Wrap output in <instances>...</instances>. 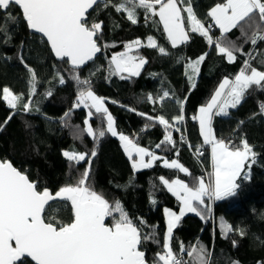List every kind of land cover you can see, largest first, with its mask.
<instances>
[{"label":"trees","instance_id":"1","mask_svg":"<svg viewBox=\"0 0 264 264\" xmlns=\"http://www.w3.org/2000/svg\"><path fill=\"white\" fill-rule=\"evenodd\" d=\"M120 2L121 0H106L89 12V25L101 22L102 32L98 43L103 50L88 65L81 67L77 74L82 80L90 79L93 92L105 98V106L113 116L118 132L166 159H177L189 170L190 175H187L165 168L162 161H157L152 168L134 172L117 137L106 134L99 141L97 156L91 164L92 187L110 203L120 201L129 218L141 228L142 233H155L156 242L149 239L140 246V250L146 253L148 264H152L156 253L162 251L166 233L163 210L165 207L178 208L177 200L161 184L159 178H179L191 184L193 178L201 176L202 167L211 171L209 146L201 143L198 122L192 117L200 106L209 102L221 80L235 77L244 60L248 59V53L253 57L252 66L264 71V41L252 45L241 35L239 28L233 29L227 37L242 47L244 54L236 53L237 58L232 63L198 33L189 32L188 41L174 48L167 39L162 24L158 23L159 17H146L143 9H137V22L133 24L127 19L126 13L116 11L114 5ZM190 2L197 17L206 25L207 22L212 23L208 16L209 10L223 0ZM10 11L16 17L15 21L0 12V28L3 29L0 31V90L8 87L14 94H22L23 102H28L29 68L35 73L37 84L30 112L17 110L12 114L13 110L0 99V125H3L0 129V160L10 161L19 171L28 175L31 181L37 183L39 190L47 188L54 193L66 184L75 183L87 167L86 162H73L70 166V162L62 155L63 151L90 154L96 146L93 138L82 132L88 109H72L78 86L66 59L55 58L48 43L39 35L29 32L15 5ZM210 35L214 39L219 37V29L213 27ZM149 36L166 49L167 55L146 46L133 49L132 55L142 56L147 60L140 75L127 79L110 75L111 56L123 52L127 42L134 39L144 42ZM205 53L206 59L199 66L200 71L194 77L193 87L185 75V65L189 60L194 61ZM60 76L65 83H59ZM254 89L249 90L241 103L230 109L227 116H215L213 119L214 134L218 139L231 141L236 146H240L241 140H246L257 153L249 179L240 181L242 186L235 197L213 202L212 216L208 222L195 213L182 217L173 232L175 252H179L181 243L186 248L203 245L209 253L208 264H264V112L261 111L264 90L255 86ZM49 90L52 92L51 96L45 95ZM164 91H169L174 98L166 99L163 103L148 101L150 95L158 98ZM176 99L184 101L185 119L177 125L180 131L171 132L175 146L168 145L166 151L157 149L156 145L164 139L165 129L147 117L163 115L171 122L179 114ZM130 108L135 111H129ZM70 109L72 111L67 118L68 126H65L62 118ZM10 114L12 118L5 125L4 121ZM90 123L94 128L106 127V123L98 115H94ZM78 131L82 139L76 138ZM187 143L191 144V148ZM201 145L202 157L193 153ZM152 199L156 201L155 204L151 202ZM57 208L58 211L55 210ZM47 215L66 223L71 222L70 202L67 205L57 202ZM141 220L145 222L143 225L140 224ZM221 220L233 229L227 237L221 233ZM108 223L111 224L110 218ZM237 230H242L244 235L241 236ZM233 241L236 242L235 246Z\"/></svg>","mask_w":264,"mask_h":264},{"label":"snow or ice","instance_id":"2","mask_svg":"<svg viewBox=\"0 0 264 264\" xmlns=\"http://www.w3.org/2000/svg\"><path fill=\"white\" fill-rule=\"evenodd\" d=\"M13 5L21 11L27 27L46 38L55 57L60 60L66 58L71 66L73 79L78 86L72 109H88L82 132L93 138L96 146L90 154L63 151L62 155L70 162V166L73 162H86L87 167L75 183L60 187L55 194L47 188L39 190L38 184L31 181L28 175L19 171L8 160H0V264H148L146 253L140 250V246L149 239L156 242L155 233H142L141 228L129 218L120 201L110 203L92 187L91 164L97 156L99 141L106 134L117 137L134 172L152 168L157 161H162L165 168L187 175H190L189 170L177 159L169 160L158 156L154 151L139 146L129 136L118 132L114 118L105 106V98L93 92L90 79L82 80L77 74L82 66L94 60L96 54L103 50L98 43L102 32L101 24H88L89 10L97 5V0H0V12L15 21L16 17L10 11ZM114 7L117 12L126 13L127 19L133 24L137 22V9H143L146 17L158 16V23L163 25L164 33L174 48L188 41L189 32L198 33L230 63L235 62L236 53L244 54L243 48L227 37L233 29L239 28L241 35L252 45L264 41V0H223L209 10L208 16L212 23L207 27L193 11L190 0H121ZM213 26L220 31V36L215 39L210 35ZM145 46L167 55L166 49L159 46L153 37L147 38L146 45L136 39L124 45L125 51L111 56L110 75L120 76L121 79L139 76L147 60L130 53L133 49ZM247 55L248 59L244 60L235 77L224 78L209 102L201 106L192 117L199 124L203 145L211 148L212 171L206 174L207 182L203 177L193 178L191 184L179 178H159L161 184L178 201L179 213L164 208L167 231L163 237L162 251L156 253L152 264H208L209 253L203 245L186 248L181 243L179 252L174 251V229L186 213H195L201 219H207L213 211L212 201L235 197L242 186L240 181L249 179L250 169L257 158L252 146L246 140H241L240 146H236L231 141L218 139L213 129L214 117L227 116L229 109L236 108L249 90H255L254 86L264 90V71L253 67L252 54ZM206 56L207 53L202 54L185 65V75L193 87L194 77L199 74V66ZM28 71V102H23L24 96L14 94L8 87L0 90V99L13 110L12 114L17 110L32 111L37 79L31 68ZM125 73L126 76L123 75ZM59 83H65L62 76L59 77ZM51 94L49 90L45 95ZM173 98L169 91H164L158 98L150 95L148 101L163 103L164 100ZM175 102L179 106V114L171 122L163 115L147 117L165 129L164 139L156 145L157 149L166 151L168 145L175 146L171 132L180 131L177 125L185 119L184 101L176 99ZM72 109L62 118L65 126H68L67 118ZM129 111L135 109L130 108ZM261 111L264 112V104H261ZM94 115H98L106 123V127L94 128L90 123ZM11 118L10 114L4 124ZM2 128L3 125H0V129ZM76 128L79 129V126ZM76 138L82 139L79 131ZM203 145L195 148L198 155H203ZM57 202L64 205L70 202L71 222L66 223L47 215ZM151 202L156 203L154 199ZM55 210L58 211L59 208ZM109 218L111 224L108 223ZM144 223L143 220L140 221L141 225ZM220 230L225 237L233 232L232 227L223 220L220 222ZM237 231L241 236L244 235L242 230ZM235 244L233 241L234 246ZM181 254H186L188 259L185 260ZM27 258H30V262Z\"/></svg>","mask_w":264,"mask_h":264},{"label":"crops","instance_id":"3","mask_svg":"<svg viewBox=\"0 0 264 264\" xmlns=\"http://www.w3.org/2000/svg\"><path fill=\"white\" fill-rule=\"evenodd\" d=\"M158 17V16H157ZM210 20H211V18H210ZM134 40H136V39H134ZM143 44H145V43H147V38H146V40L144 41V42H142ZM124 51H125V49H124ZM131 55H132V52L130 53ZM226 60H227V58H226ZM228 61V60H227ZM223 80H221L220 81V83L222 82ZM219 86V85H218ZM217 86V87H218ZM217 89V88H216ZM212 97V96H211ZM211 99V98H210ZM204 106V105H203ZM201 107V106H200ZM199 107V108H200ZM198 108V109H199ZM229 111H230V109H229ZM197 113H198V110H197ZM196 113V114H197ZM221 116H224V115H221ZM198 130H199V124H198ZM199 133H200V131H199ZM130 139H132L131 137H129ZM201 140H202V144H203V139H202V137H201ZM121 143V142H120ZM142 147V146H141ZM156 154V153H155ZM209 154H210V161H209V164H210V170L212 171V168H211V148H210V146H209ZM156 155H158V154H156ZM158 156H160V155H158ZM162 157V156H161ZM147 159V158H146ZM140 170H143V169H140ZM210 171V172H211ZM166 188V187H165ZM170 193V192H169ZM171 194V193H170ZM173 196V195H172ZM174 197V196H173ZM175 198V197H174ZM176 199V198H175ZM178 202V201H177ZM213 202L214 201H212V204H213ZM165 208H168V207H165ZM169 209H171V210H173V211H175V212H177V213H179V203H178V208L177 209H174V208H169ZM186 214H194V213H186ZM185 214V215H186ZM211 216H212V214H211ZM211 216L210 217H208L207 219H206V222H208L209 220H211ZM164 219L166 220V218H165V216H164ZM165 231H167V223H166V229H165Z\"/></svg>","mask_w":264,"mask_h":264},{"label":"water","instance_id":"4","mask_svg":"<svg viewBox=\"0 0 264 264\" xmlns=\"http://www.w3.org/2000/svg\"><path fill=\"white\" fill-rule=\"evenodd\" d=\"M105 1H106V0H97V4H98V3H101V4H102V3H105ZM94 6H96V5H94ZM94 6H93V7H94ZM91 10H92V9H90L89 12H90ZM19 11H20V10H19ZM20 12H21V11H20ZM21 14H22V13H21ZM22 17H23V16H22ZM23 20H24V19H23ZM25 23H26V22H25ZM28 30H29L30 33H33V34H37V35H39V36L45 41V43H47L46 38L43 37L42 34L35 33V32H33L32 30H30L29 28H28ZM48 46H49V45H48ZM49 49H50V51H51L50 46H49ZM51 53H52V51H51ZM52 54H53V53H52ZM99 54H100V52L96 54V57H97ZM53 55H54V54H53ZM54 57H55V55H54ZM96 57H95V58H96ZM55 58H56V57H55ZM95 58H94V59H95ZM57 59H58V58H57ZM65 59H66V58H65ZM90 62H91V61H88L86 65H88ZM86 65H84V66H86ZM84 66H82V67H84ZM9 162H10V161H9ZM13 166H14V165H13ZM14 167H15V166H14ZM24 174H25V173H24ZM48 190H49V189H48ZM49 191H50V190H49ZM53 194H55V192H54ZM27 259L30 260V258H27ZM32 263L34 264V262H32Z\"/></svg>","mask_w":264,"mask_h":264},{"label":"built area","instance_id":"5","mask_svg":"<svg viewBox=\"0 0 264 264\" xmlns=\"http://www.w3.org/2000/svg\"><path fill=\"white\" fill-rule=\"evenodd\" d=\"M209 24H211L210 22H207L206 23V25H205V27H207ZM214 27V26H213ZM213 27H212V29H213ZM211 29V30H212ZM188 144V147H190L191 146V144H189V143H187ZM234 144V143H233ZM191 148V147H190ZM202 151V150H201ZM195 155H197V156H200V157H202V155H198L195 151L193 152ZM208 173V171L205 169V168H203L202 167V172L200 173V177H203L204 179H205V181L207 182V180H208V177H207V174ZM213 208V207H212ZM182 256H183V258L185 259V260H187V256H186V254H181Z\"/></svg>","mask_w":264,"mask_h":264},{"label":"rangeland","instance_id":"6","mask_svg":"<svg viewBox=\"0 0 264 264\" xmlns=\"http://www.w3.org/2000/svg\"><path fill=\"white\" fill-rule=\"evenodd\" d=\"M142 12L143 13H145L144 12V10H142ZM138 14H139V10H137V16H138ZM137 16H136V20H137ZM95 23H100L101 24V22H95ZM162 27H163V25H162ZM167 37V36H166ZM155 39V38H154ZM156 40V39H155ZM132 41H134V40H132ZM131 42V41H130ZM127 43H129V42H127ZM145 44H147V43H145ZM171 44V43H170ZM126 74V73H125ZM226 142H228V141H226Z\"/></svg>","mask_w":264,"mask_h":264}]
</instances>
